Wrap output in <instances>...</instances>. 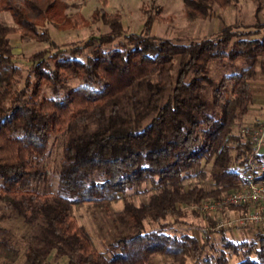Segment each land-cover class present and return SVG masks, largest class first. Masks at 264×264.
I'll return each mask as SVG.
<instances>
[{
	"label": "trees",
	"instance_id": "16d2710c",
	"mask_svg": "<svg viewBox=\"0 0 264 264\" xmlns=\"http://www.w3.org/2000/svg\"><path fill=\"white\" fill-rule=\"evenodd\" d=\"M228 3L184 0V10L188 20H195L208 17L213 4ZM66 7L60 0H0V11L10 12L16 24L0 21V203L34 222L67 264H148L156 254L180 264L189 259L230 264L224 252L218 258L202 256L194 237L146 231L143 221L174 214L177 202L217 197L243 183L241 171L252 143L232 129L252 101L247 80L257 76L256 66L264 74V37H240L229 47L235 34L224 28L211 37L177 43L149 35L150 16L145 33L125 34L120 16L103 11L108 32L58 48L49 41L47 23L61 28L88 24L82 16H67ZM14 32L54 48L31 56L23 87L8 38ZM225 58L242 59L245 65L222 76L209 98L203 96L209 62ZM71 81L77 84L69 87ZM57 135H62L55 171L59 183L55 191L41 192L37 184L48 179L44 161ZM202 159L212 161L210 174L219 187L184 192L183 180ZM155 177L163 190L148 204L125 202L123 215L133 231L110 243L109 256L98 251L89 232L77 224L73 208H108L129 185ZM258 237L248 245L229 241L225 247L242 255L236 264H264V233ZM43 255L29 247L25 264H41ZM18 258V248L0 239L1 264Z\"/></svg>",
	"mask_w": 264,
	"mask_h": 264
},
{
	"label": "rangeland",
	"instance_id": "374dc122",
	"mask_svg": "<svg viewBox=\"0 0 264 264\" xmlns=\"http://www.w3.org/2000/svg\"><path fill=\"white\" fill-rule=\"evenodd\" d=\"M67 5V16H82L88 21L86 25L79 27L61 28L52 23H47L45 28L49 35V41H53L58 48H70L82 45L91 36H99L109 31V26L102 20V13L117 14L120 16L123 31L128 33H145L144 22L148 16L153 18V23L148 29L151 36L168 38L177 43H189L205 37H211L230 28L235 34L229 42L232 46L235 40L242 37H264V0H229L225 7L213 4L210 14L205 18L188 20L184 10V0H60ZM97 10L96 17L94 16ZM95 17V19H94ZM0 21L11 26H16L12 15L8 11H0ZM42 28H40V32ZM12 45L13 59L20 68L21 77L19 86L23 87L29 69L32 64L31 56L38 51H54L49 42L39 41L35 38L14 32L8 35ZM245 65L244 60L235 61L227 58L211 60L208 64L207 80L203 81V96L209 98L212 89L219 83L222 76L240 70ZM257 76L247 80L252 91V101L248 105L247 112L233 126V132L240 136L242 141L252 143V153L255 145L250 137L245 136L246 128L260 127L264 132V74L260 73L256 66ZM175 73V71H174ZM32 79V78H31ZM77 81H71L72 87ZM48 96L52 91L45 89ZM63 92V90H62ZM263 96V97H262ZM62 135L52 137L45 168L49 173L48 179L37 184L39 191L49 192L57 189L59 179L55 173L62 149ZM234 153V151L232 152ZM247 157L246 163L250 156ZM264 154V134L260 140L258 152L254 155V162L258 169L264 171V158H258ZM246 166V164H245ZM244 168V167H243ZM212 161L201 160L191 170V175L183 180V191L187 192L193 187H201L204 191L217 189L211 176ZM262 174V173H261ZM221 186V185H220ZM171 188V186H167ZM240 188V186H239ZM163 186L155 177L148 178L127 187L122 197L108 208H94L84 204L73 208V215L78 225L83 226L91 235L95 248L110 254V243L114 242L121 234L132 232L123 215L125 202L128 201L134 207L148 204L152 195L162 192ZM229 192L221 193L217 197L202 198L196 202L175 204V213L156 222L144 220V230H161L170 236L194 237L201 247V255L214 258L225 253L230 264H236L242 258L241 253H234L225 247L229 241L245 242L247 245L258 242V234L264 233L263 224L241 225L239 217L251 210L249 205L225 206L219 205L215 212H208L199 208L206 201L219 202ZM1 204L0 209V239L6 240L19 250V258L14 264H25L26 251L33 247L44 252L41 264H67V258L50 249L44 239L41 230L34 222H28L17 212ZM222 206V207H221ZM218 221L230 222V226L218 227ZM246 246H242V248ZM3 262L0 259V264ZM148 264H180L173 257L165 254H156ZM185 264H195L194 260H187Z\"/></svg>",
	"mask_w": 264,
	"mask_h": 264
},
{
	"label": "built area",
	"instance_id": "2783aa9c",
	"mask_svg": "<svg viewBox=\"0 0 264 264\" xmlns=\"http://www.w3.org/2000/svg\"><path fill=\"white\" fill-rule=\"evenodd\" d=\"M253 141L255 148L241 173L244 181L240 188L228 193L221 201H206L199 205L200 209L212 213L219 205L245 206L249 205L251 210L238 219L241 225L263 224L264 225V180L260 179L262 169H258L254 162V155L258 152L260 140L264 134L263 129L257 126L246 128L244 132ZM222 207V206H221ZM218 227L230 226V222L218 221Z\"/></svg>",
	"mask_w": 264,
	"mask_h": 264
},
{
	"label": "crops",
	"instance_id": "0c3cea01",
	"mask_svg": "<svg viewBox=\"0 0 264 264\" xmlns=\"http://www.w3.org/2000/svg\"><path fill=\"white\" fill-rule=\"evenodd\" d=\"M263 94H264V93H263ZM263 96H264V95H263ZM263 96H262V97H263Z\"/></svg>",
	"mask_w": 264,
	"mask_h": 264
}]
</instances>
